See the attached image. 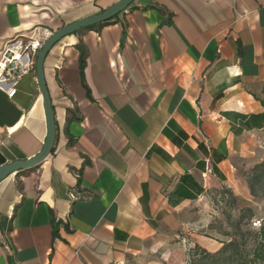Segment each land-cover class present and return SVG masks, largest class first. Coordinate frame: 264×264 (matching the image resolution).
Returning <instances> with one entry per match:
<instances>
[{"label":"crops","instance_id":"obj_1","mask_svg":"<svg viewBox=\"0 0 264 264\" xmlns=\"http://www.w3.org/2000/svg\"><path fill=\"white\" fill-rule=\"evenodd\" d=\"M117 1L0 0V50ZM44 74L56 139L0 181V264H188L193 245L223 246L198 228L264 161V0H134L61 38ZM47 131L36 69L14 98L0 87V166Z\"/></svg>","mask_w":264,"mask_h":264},{"label":"trees","instance_id":"obj_2","mask_svg":"<svg viewBox=\"0 0 264 264\" xmlns=\"http://www.w3.org/2000/svg\"><path fill=\"white\" fill-rule=\"evenodd\" d=\"M115 16L105 22L93 24L87 29L101 28L110 23ZM250 192L253 196L258 193V187L264 184V161L258 162L250 170L247 177ZM227 191H231L229 188ZM237 220V230L229 239H218L223 246L217 251H210L201 245L195 244L189 252L188 264H264V221L259 230L252 231L241 227L242 220H250L255 212L250 207L242 208ZM252 228H254L252 226ZM209 236V233L206 234ZM213 237V236H212ZM253 238V246L249 247L247 240Z\"/></svg>","mask_w":264,"mask_h":264},{"label":"rangeland","instance_id":"obj_3","mask_svg":"<svg viewBox=\"0 0 264 264\" xmlns=\"http://www.w3.org/2000/svg\"><path fill=\"white\" fill-rule=\"evenodd\" d=\"M252 167H240L238 171L239 178L243 184L247 186L248 192L246 196L241 193L227 191L228 187L224 186L219 193L212 194L209 199L204 202L203 208L207 215V219L203 222V227H199L201 233L210 234L216 239H229L231 236L225 234L228 232L234 234L237 230V220L241 215L242 208L250 207L255 212L254 216L248 220H242L241 227L259 230L258 227L252 228L253 219H261L264 221V184L258 187V193L253 196L250 192L247 177ZM253 238L247 240L249 247L253 246ZM195 245H193L194 247Z\"/></svg>","mask_w":264,"mask_h":264},{"label":"water","instance_id":"obj_4","mask_svg":"<svg viewBox=\"0 0 264 264\" xmlns=\"http://www.w3.org/2000/svg\"><path fill=\"white\" fill-rule=\"evenodd\" d=\"M134 0H119L116 3L108 6L106 10L97 14L91 15L77 20L73 23L64 25L60 29L54 31L51 35L44 39L43 47L38 51L36 62V73L38 74V80L40 84V90H42L44 98V106L46 109V122H48V131L46 141L43 148L36 155L30 159L16 160L12 163L3 164L0 166V181L9 175L16 173L21 169H29L45 160L53 149L55 143L56 133V121L54 117V109L51 105V98L49 90L47 89L46 79L44 74L45 56L56 45L61 38L66 35L76 33L83 28L90 27L93 24L105 22L114 16L122 13Z\"/></svg>","mask_w":264,"mask_h":264},{"label":"built area","instance_id":"obj_5","mask_svg":"<svg viewBox=\"0 0 264 264\" xmlns=\"http://www.w3.org/2000/svg\"><path fill=\"white\" fill-rule=\"evenodd\" d=\"M43 37L33 34L28 37L13 36L0 50V87L10 98L17 93L20 79L35 71L38 51L43 47ZM73 199L77 194H71ZM261 219H253L252 226H261Z\"/></svg>","mask_w":264,"mask_h":264}]
</instances>
